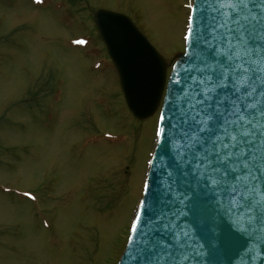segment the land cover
Masks as SVG:
<instances>
[{"label":"rangeland","instance_id":"obj_1","mask_svg":"<svg viewBox=\"0 0 264 264\" xmlns=\"http://www.w3.org/2000/svg\"><path fill=\"white\" fill-rule=\"evenodd\" d=\"M191 1L0 0V264L117 263L159 109L130 114L92 14L127 16L168 64Z\"/></svg>","mask_w":264,"mask_h":264},{"label":"water","instance_id":"obj_2","mask_svg":"<svg viewBox=\"0 0 264 264\" xmlns=\"http://www.w3.org/2000/svg\"><path fill=\"white\" fill-rule=\"evenodd\" d=\"M216 7V0H192L184 52L175 56L172 65L166 64L126 16L106 10L93 15L129 112L142 121L160 106L142 197L117 264H154L152 255L142 251L144 240L159 245L156 251L164 254L160 264H264V179L255 181L251 195L253 211L247 213L233 207L227 195L214 193L205 185L204 169L196 164L193 155L201 150L199 145L183 158L185 146L200 135L190 118H186L190 105L182 102L183 96L191 97L190 89L198 90L196 81L214 75L206 67L215 59L209 45L212 49L223 45V41L214 39L223 31L216 28L213 20ZM197 34L206 38L208 44L194 48ZM261 55L264 53L257 50L254 58L259 60ZM261 69L264 64L257 63L254 71L260 73ZM190 76L195 79L190 80ZM253 80L256 91L244 103L254 105L249 112L259 122L264 119V74L260 79L254 76ZM182 86L183 93L179 92ZM197 99H202V94ZM257 147L264 152L259 138ZM209 158L215 160V154ZM257 161L261 168L259 176L264 174L261 153L257 154ZM193 190L198 198L193 196Z\"/></svg>","mask_w":264,"mask_h":264},{"label":"snow or ice","instance_id":"obj_3","mask_svg":"<svg viewBox=\"0 0 264 264\" xmlns=\"http://www.w3.org/2000/svg\"><path fill=\"white\" fill-rule=\"evenodd\" d=\"M216 3L217 15L213 20L216 28L223 31L214 39L223 41V45L215 49L209 45L211 57L215 59L206 67L214 75L196 81L198 90L197 87L190 89L191 97L183 96L182 102L190 105L186 118H190L195 131L200 133L185 146L183 158L199 145L201 150L193 155L196 164L204 169L205 185L214 193L227 195L233 207L251 213L255 181L264 179V174L258 176L261 168L257 161L258 153L264 161V152L257 147V138L264 144V119L255 121L254 114L249 112L254 105L244 100H250L256 91L253 77L260 79L264 74V69L260 73L254 71L257 63L264 64V55L259 60L254 58L257 50L264 53V3H251V0H216ZM201 44L208 41L197 34L193 47L199 48ZM189 79L195 78L190 76ZM179 92H184L183 86ZM200 94L202 99H197ZM213 154L215 160L209 158ZM192 192L198 198L196 191ZM157 247L159 245L142 241V251L152 255L154 264H160L164 258L162 252L156 251Z\"/></svg>","mask_w":264,"mask_h":264},{"label":"flooded vegetation","instance_id":"obj_4","mask_svg":"<svg viewBox=\"0 0 264 264\" xmlns=\"http://www.w3.org/2000/svg\"><path fill=\"white\" fill-rule=\"evenodd\" d=\"M98 9H101V8H98Z\"/></svg>","mask_w":264,"mask_h":264}]
</instances>
